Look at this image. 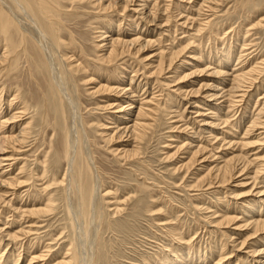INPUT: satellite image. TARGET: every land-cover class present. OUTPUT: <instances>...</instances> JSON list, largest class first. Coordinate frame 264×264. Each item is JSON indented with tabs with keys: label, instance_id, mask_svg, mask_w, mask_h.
Instances as JSON below:
<instances>
[{
	"label": "rangeland",
	"instance_id": "obj_1",
	"mask_svg": "<svg viewBox=\"0 0 264 264\" xmlns=\"http://www.w3.org/2000/svg\"><path fill=\"white\" fill-rule=\"evenodd\" d=\"M152 1L154 0H148V4ZM219 1L220 3L216 1L213 3H204L203 6H200L202 2L201 0H158V2L161 4L160 6L162 8L164 7L163 11H161L160 15L158 16L159 22L157 21L156 23L148 25H145L144 21L140 19V16H135V14L130 11L132 9H129L128 11H126V14L123 13L122 15L115 12L112 15L111 13H109L100 16L96 8H90V6L88 5L89 3H85L84 8L73 9L70 7L71 4L69 1H63L66 8H63L62 10L69 11V14L66 15V17L62 16L61 18L63 20L65 28H59L60 37L63 36L69 38V36H71L73 39H75V43L72 46V49L68 51V56L72 55V59H69L70 63L73 62L71 63V68H76L81 62V66L83 65L86 69L85 71L78 70L79 72L73 71V73L69 71L67 72L68 69L64 71L66 74L67 89L70 93L72 92V97L78 104L76 108L77 116L81 117L79 119V122H77L75 126V130L73 129L74 126L71 113L69 109H67V105H65V103L61 101L60 96L55 89L54 83L51 81V74L47 70L43 54L36 49L37 43L31 39V36L25 35V47L28 46L29 48L25 52L21 49L17 52V55L12 62V68L9 74L7 75L6 69L4 70L3 68L4 66H0V98L3 97L0 100V121L4 122L12 113L16 111L14 110L15 108H21V105H26L27 110L24 113V117L21 118L22 121H20V123L18 122L15 125L7 124L6 128L10 129L14 126V133H17V129L19 131V128H22L23 126H25V123L29 122V126H27L28 134L26 135V138L24 140V145L19 148V150H17V148L15 149V151H11V149L8 150V156L9 158L12 156V161L10 160V163L7 162L6 164H4L0 171V181H9L12 183V186L10 187L8 186L0 188V198H2L0 199V234L2 235H0V258L2 259H0V264H59L62 260L67 261L71 257V252H68V250L73 246V244L77 249L78 264H84V262L85 264H147V262L152 264L156 262V264H159V262H157V259L161 256V254L166 253V256L169 257L170 254L167 252L169 251V249L172 248V250L174 251H181V249L183 250V248H185V245L183 244H187L188 240L190 242L188 244L192 248L190 251L186 250L187 252L185 251L184 254H187L188 252L193 253V251L198 250L200 252H198L197 257L202 255L204 257L205 253L206 260L203 264H215L219 260L220 253L221 256L223 254V256L225 257V261L224 259H222L223 261L221 260L222 262L219 261L217 264H257V258L250 253L252 250V245L259 241L258 236L260 233L255 234L256 237L254 234H251V232L253 233V230L250 229L252 227L249 224L251 223V220L253 221L257 219V221H262L264 219V192H262L264 191V189H262L264 188V183L262 185V182H264V172H262V170H264V166L263 169H261V171L259 172L260 174L257 175L256 180H260V182L255 181L256 188L252 185V181L249 180L254 175L253 170L262 168L259 166L263 165L262 162L264 163V160H261L260 162L261 157V159H264V114H262L261 116V120L263 121H259L261 125L251 130V132H249L250 136L249 134H246V131L244 130L247 126L249 127V120L255 114V109L261 108V104H264V0ZM8 5L10 9L15 13L13 6H11L10 4ZM138 17L140 18L138 19ZM123 18L125 21L123 20ZM127 19L128 21H126ZM106 20L109 21V23H106ZM181 20L185 25L181 22ZM22 24L25 25L24 21H22ZM156 24H159V26H157ZM43 26L46 31L47 29H51L49 25H47V23H43ZM160 29H162L163 31ZM172 29L174 30L172 31ZM197 30L200 31V33H198ZM48 33V37L51 43L57 46V41L55 40L54 34L52 32ZM10 35H12V42L17 44L18 37L16 36V33L9 31L7 33V36L9 37ZM242 35H244V37H240ZM33 36L35 38L34 32ZM105 36L106 40L108 41L110 39L113 40L116 37H122L121 39H123L124 41H131L133 40V38H139L140 42L146 40L150 41L153 45H151L150 48L141 51L139 54L134 55V57L132 55L124 54L121 58H118L116 60L117 62H112L111 64L107 65L108 67L105 64V67L104 64L101 65L97 60L100 55H103V52L99 53V51L96 49V46L100 42L99 40H101V38ZM2 38L3 36L0 34V54H2V52L4 51V48L2 47L5 45ZM186 38H188V40H186ZM227 40L229 42H227ZM226 45L228 46V49L225 48ZM234 45L238 47H235ZM242 45L244 46L242 47ZM81 47L84 49V54L80 57L79 53ZM230 47L232 51L230 50L229 55L224 54L223 56L225 57V59H223L224 57L220 58L219 56L221 54L218 52L225 53L229 50ZM216 48H218V51L216 50ZM239 49L241 51H239ZM62 51L65 52V48L60 46L59 49L54 53L52 59H59V55ZM135 51L136 50H134L133 53H135ZM165 52L179 53V58L177 57L171 63V66L168 70L166 69L168 65L167 63L164 67L165 72L163 71V73L156 74L155 69L158 65L157 58L159 59V57L165 56V61H167L168 59L169 54L167 53L166 55ZM193 55H196L197 57L195 56L194 60L189 59V57H192ZM199 55L200 57H198ZM207 55L208 61H204L207 58ZM124 57L126 60L124 59ZM184 58H186V62H189L190 64L181 67V60ZM201 58H205L203 60L204 62ZM246 59H248V61ZM76 60L78 61L77 63H75ZM239 60H241V62H238ZM121 62L122 64H120ZM205 62H207V66L212 64L210 65L212 67H214L215 63L217 62L219 63V65L220 63L226 62V67L222 71H225L238 63L241 67L238 65L239 67L237 68H242V70L244 71H248L249 68V70L256 69L254 72L255 75L253 74L252 76H256V78H247L248 80L245 82V86L243 85L244 87L242 86L240 88L242 90H239L236 94H234V98H232L235 103L232 99L228 98H219L220 102L218 99L216 101H212L213 98L210 99L206 96V93L210 92H208L205 87L201 88L205 91L200 90V95L195 96L189 92L198 90L203 85L211 86L213 84L214 87L217 88L218 86V89L222 87L223 90L229 88V77H227V81H223L221 77H213L212 71L215 67L212 68L209 66V68L205 66ZM257 63L259 64L258 66ZM178 65L182 70L176 67ZM143 66H145L146 68ZM152 66L154 68H152ZM195 66L196 68H193ZM200 70H205V72L196 75L191 79H188V81L186 80L180 82L178 79V76L180 77L181 75L186 74L189 71V73H191ZM180 71L183 72V74H181ZM257 72L259 73L256 74ZM103 73L105 74V76L103 75ZM119 76L122 78H120ZM129 78L132 80L130 81ZM260 79L262 81H260ZM217 80L218 82L220 80V83L221 81L223 83L220 84L217 82ZM250 80H252L251 83ZM110 81L112 82L110 83ZM104 84L106 85V87ZM213 85L211 87H213ZM98 86H102L103 88H107L108 86V88L111 89L112 92L103 93L100 90L102 87L99 88ZM16 90L19 91L20 98L16 100L17 102L14 103L16 106L14 105L12 106V108L9 107V102ZM253 90L255 91L254 93L256 95L253 93ZM99 91L103 94L99 93ZM185 92H188V96H184ZM243 94L245 95V102L242 103L239 102V97ZM201 95L202 98L199 97ZM47 97H49L48 100ZM50 97L52 98V100ZM129 97L131 98L132 102H129ZM56 98L59 101L56 100ZM48 101H50L51 104ZM259 101L261 102L259 103ZM126 102L129 104L131 103V106H129V104L127 106ZM254 102H257L256 108H254L253 106ZM244 103H248V105H246L247 109L245 108ZM48 104L50 107L48 106ZM56 104L58 106L60 105V107H56ZM120 105L123 107V110L119 114L118 112L120 110ZM194 105L196 106L195 108ZM219 105L220 107H218ZM241 105H243V107ZM130 107L131 109L129 110ZM140 107H142L143 112L148 114V116H146L144 120L141 121H146V123L148 121V124H151V127L148 129L149 131H146V135L141 140L136 141L131 137H121L120 139L118 135L114 133L116 132V126L117 128H121L120 126H122L123 128L126 125V127H128L134 124V122H137L139 119L136 117V111ZM64 108H66V110ZM242 108L245 110H243ZM114 109L119 110L115 111ZM144 109H146L147 111ZM251 109L252 114L250 112ZM226 110L233 111L226 112ZM58 111H63L64 116L59 117V113H57ZM150 111H155V113L153 112L154 114H152ZM174 111L178 112V114L181 113V118H178ZM205 111L208 112L205 113ZM213 111L216 113H214ZM195 112L196 115L194 114ZM247 112L249 113L247 114ZM6 115H8V117ZM118 115L121 116L118 117ZM211 115L213 118H211ZM214 116H221V118H223L221 119V121L216 122V124H219V126L215 127L217 130L213 129L210 134H207V132L203 130L207 128L209 129V126L211 127V124H213V122L215 121ZM226 116L228 117L229 122L227 121ZM204 117H207V120ZM246 117L249 120H247ZM119 118H121V123L119 122ZM149 118H153V121ZM223 119H225L228 124H222L221 122L224 121ZM122 120L123 122L124 120L127 122H124V124ZM192 120L196 123L192 122ZM59 122H61V124ZM63 122L64 124L62 125ZM185 124H188V127ZM61 125L62 129L64 126L63 131L61 127H59ZM232 125L236 128H234ZM107 127L110 128L108 129ZM68 128L73 134V138L76 142L75 155L72 157L74 161H72V164L70 166L71 169H69L70 167L67 166V161L63 156L64 143L62 145V142H64V132L68 130ZM232 128L235 130H232ZM60 130L62 132H60ZM112 130H114V132ZM201 130L203 131V135H201ZM227 130H230L228 131V133H231L228 134ZM259 132L262 135L259 134ZM80 133L82 135H80ZM192 134L196 135L193 136ZM190 136L193 138H190ZM205 138L208 139V142L212 143H205L207 142ZM213 139L215 141H213ZM222 139H225V141H223ZM257 139H261L259 140V143L256 142ZM184 140L187 141L184 142ZM201 140L202 142H200ZM220 140L223 141L222 144ZM229 140L232 141L230 142ZM242 140L245 141L243 142ZM235 141L236 143L238 141V143L236 144ZM246 141L249 142V144H253L249 147V144ZM197 143H204L205 145H200L203 147H208L206 148V150L209 149L207 152H216L215 154H212H214V157L217 158H213L209 161H206L205 163H202L200 167L194 166V169L197 167L195 170L192 168L189 172H185L186 169L183 168V165L187 163L190 157V155L187 154L189 152L187 148H189L190 146L192 148V146L194 147L195 145H197ZM231 143L234 146H232ZM239 143H241V145ZM134 144L137 145L136 148ZM217 144L218 146H220L218 147V150L216 148ZM182 145H186L182 149L183 151L185 150V153L182 150L175 152L177 151V149L183 147ZM235 145L239 147H235ZM111 147L114 150L111 149ZM223 147H225L227 151H224ZM246 147L247 149H245ZM114 151L116 153H114L113 155ZM130 151H135L136 156H130L132 154ZM220 151H223V153H220ZM224 154L226 156H224ZM239 154L241 160L243 157L242 155H244V163H246V160H248V163L250 162L249 164H251L249 165L250 168L248 167V173L244 172L242 174L243 176L240 174V177H236L232 180V182L230 181L229 183L224 185L214 184L213 181L210 183L209 178H205L204 182L203 178L210 166L212 167L213 165H215L217 161L220 164V162L224 161L225 158L230 159L231 157H238ZM87 155L91 157V160L93 162V164L89 165L91 172L94 171V173L99 176L101 188V192L99 191V196L96 199V205L98 206L99 211H101L99 213L102 215L100 216L99 214L97 216L98 218L94 217V223H92V219L88 221V218L86 216L83 217L82 214H79L80 212L76 215V222L72 221V216L70 214L73 210H76L75 212H78V210L80 211V207L78 206L79 198L87 199V197L91 195V192L88 191L90 180L89 174L87 173L88 165L85 161L87 160ZM255 155L257 156L254 157ZM130 157L133 158L130 159ZM258 157L260 158L258 159ZM220 158L223 159L221 160ZM253 158L255 160L257 158V161H255ZM252 159L254 164L252 163ZM256 162H259V165ZM9 164L10 167H7ZM178 166H180V170ZM255 166L258 168H256ZM8 168L10 171L8 170ZM3 169L5 170V173L3 172ZM191 171L193 173H191ZM1 172H3V174ZM194 177L195 179H197L195 180ZM197 181L202 182H200V184ZM161 182H163L164 184ZM242 183H245V185H243ZM151 184H153V186ZM212 184L213 186H211ZM257 184H260V186H258ZM194 185H196V187H194ZM250 186L251 188L253 186V188L251 189ZM164 188L167 190H165ZM192 188L194 189V191H192ZM81 189L83 190V193L79 194V191ZM247 191L249 192V194H247ZM259 191L262 193H258ZM106 192H108L110 195H105ZM235 195H237V197ZM254 198L256 204L259 201V207L258 205L253 203ZM143 199L145 201H143ZM260 203L262 204V206H260ZM111 204H117V209H119L120 212L114 214V207ZM246 204L249 207H246ZM149 207L150 210L148 209ZM256 207L259 210H257L258 212L256 211ZM245 208H247L248 211ZM250 208H254L255 210ZM151 210L152 212H147ZM250 210L254 211L252 212ZM260 212L263 214H261ZM39 213L41 214V216ZM79 215L81 217H79ZM220 217H222V219L224 218L234 220L232 221L233 223L229 222L227 225L223 223L218 226L221 220H219ZM246 218L249 219L248 223H246L248 220H246ZM242 222L243 224H241ZM166 225L169 228H167ZM24 226L27 229H25ZM175 229V234L178 236H175V234H171ZM20 230L22 231V233H20ZM24 230L27 232L24 233ZM162 230H164V232ZM167 231L169 232V234L166 233L168 236L165 234V232ZM8 232L10 233V235L14 234L17 236L15 241L11 242L10 240H8ZM23 233L25 236L23 235ZM174 237L176 239H174ZM178 237L182 239H179L178 241ZM226 239H229L230 241H226ZM209 240H211L210 242L212 243H210ZM221 241L222 243L225 241L224 243L227 244L225 245L223 250H220ZM244 241L246 244L244 243ZM262 242L264 243V239ZM241 243L244 244L240 246L239 244ZM209 244L213 246L211 247ZM213 249H215L216 251ZM174 251L172 252L173 254L176 253ZM224 254H227L226 256L228 257H226ZM197 257L196 254L194 256H191V260H193L190 262L196 264ZM252 257H254V259ZM80 258L81 260L83 259V262L79 260ZM209 258H211L212 261ZM89 259L91 260V262L89 261ZM197 264H199V261H197ZM200 264H202V262Z\"/></svg>",
	"mask_w": 264,
	"mask_h": 264
},
{
	"label": "bare ground",
	"instance_id": "obj_2",
	"mask_svg": "<svg viewBox=\"0 0 264 264\" xmlns=\"http://www.w3.org/2000/svg\"><path fill=\"white\" fill-rule=\"evenodd\" d=\"M63 1H69L70 2V7L71 8H73V9H77V8H84L85 7V3H89L88 5L90 6V8L92 7V8H96V10L98 11V13H99V15L100 16H102V15H105V14H109V13H111V15L112 14H114L115 12H117V13H120L121 15L124 13V14H126V11H128L129 9H132V10H130L132 13H134L135 14V16L137 15V16H140V17H138V19L140 18V19H142L143 21H144V23H145V25H148V24H153V23H156L157 21L159 22V19H158V16L160 15V12L161 11H163V8L160 6L161 4L158 2V0H154V1H152L151 3H149L148 4V0H0V34L3 36V41H4V43H5V45L2 47V48H4V51L2 52V54H0V66H4L3 68H4V70L6 69V73H7V75L9 74V72L11 71V68H12V62L14 61V58L16 57V55H17V52L21 49L22 51H26V50H28V46H26L25 47V41H26V39H25V35H29V36H31V39L32 40H34L36 43H37V47H36V49L38 50V51H40L42 54H43V56H44V58H45V65H46V67H47V70L49 71V73L51 74V81L54 83V86H55V89H56V91H57V93H58V95L60 96V99H61V101H63L64 103H65V105H67V109H69V111H70V113H71V116H72V119H73V129L75 130V126H76V124H77V122H79V119L81 118V117H79V116H77V113H76V108H77V103L74 101V99H73V97H72V92L70 93L69 91H68V89H67V81H66V74H65V72L64 71H66L67 69V72L69 71V72H72L73 73V71H75V72H77L78 70H82V71H85L86 69H85V67L82 65L81 66V62H80V64H78V66L76 67V68H71V66H72V64L71 63H73V62H69V59L72 57V55L71 56H68V51L69 50H71L72 49V46L74 45V43H75V39H73L71 36H69V38L67 37H63V36H61L60 37V32H59V28L60 27H62L63 29L65 28V25H64V23H63V20L61 19L62 18V16H64V17H66V15H68L69 14V11H63L62 9L63 8H66V6L64 5V2ZM202 2H201V4H200V6H203L204 5V3H213V2H216V1H218V3H220V1L219 0H201ZM150 2V1H149ZM8 4H10L11 6H13V9H14V11H15V13L10 9V7H9V5ZM66 4V3H65ZM196 8V7H195ZM194 9V8H193ZM200 9V8H199ZM68 10V9H67ZM165 10V9H164ZM204 10V9H203ZM81 11V10H80ZM79 11V12H80ZM83 11V10H82ZM200 11V10H199ZM85 12V11H84ZM130 12V13H131ZM171 12V11H170ZM74 13H76V12H74ZM173 13V12H172ZM185 13V12H184ZM86 14V13H85ZM98 15V14H97ZM125 16V15H124ZM124 16H122V17H124ZM175 16V15H174ZM198 16V15H197ZM119 17H121V16H119ZM131 17V16H130ZM129 17V18H130ZM176 17V16H175ZM185 17V16H184ZM79 18H81V17H79ZM191 18V17H190ZM107 19H109V18H107ZM185 19V18H184ZM183 19V20H184ZM208 19V18H207ZM123 20H124V18H123ZM22 21H24V23H25V25H23L22 24ZM125 21V20H124ZM126 21H128V19L126 20ZM138 21V20H137ZM176 21V20H175ZM178 21V20H177ZM185 21V20H184ZM194 21V20H193ZM106 23L108 22L109 23V21H105ZM104 22V23H105ZM168 22V21H167ZM166 22V23H167ZM181 22H182V20H181ZM192 22V21H191ZM195 22V21H194ZM263 22V21H262ZM43 23H47V25H49V27L51 28L50 30L49 29H47V31H46V29L44 28V26H43ZM131 23H132V20H131ZM161 23V22H160ZM159 23V24H160ZM163 23H164V21H163ZM178 23V22H177ZM183 23V22H182ZM190 23V22H189ZM201 23V22H200ZM141 24V23H140ZM159 24L157 25V26H159ZM184 24V23H183ZM108 25V24H107ZM138 25H139V22H138ZM137 25V26H138ZM172 25V24H171ZM180 25H182V24H180ZM185 25V24H184ZM187 25H188V22H187ZM191 25V24H190ZM203 25V24H202ZM104 26V25H103ZM161 26H162V24H161ZM163 26H165V25H163ZM170 26V25H169ZM179 26V25H178ZM205 26V25H204ZM263 26V25H262ZM134 27V26H133ZM143 27V26H142ZM188 27V26H187ZM202 27V26H201ZM244 27H246V26H244ZM264 27V26H263ZM96 28V27H95ZM120 28V27H119ZM160 28V27H159ZM170 28V27H169ZM169 28H168V30H169ZM173 28H174V26H173ZM195 28V27H194ZM193 28V29H194ZM197 28V27H196ZM163 29V28H162ZM162 29H160V30H162ZM171 29V28H170ZM188 29H190V28H188ZM205 29V28H204ZM203 29V30H204ZM213 29V28H212ZM215 29V28H214ZM34 32V35H35V38H34V36H33V32ZM147 30V29H146ZM164 30V29H163ZM162 30V31H163ZM174 29H172V31H173ZM196 30V29H195ZM211 30V29H210ZM244 30V29H243ZM242 30V31H243ZM246 30V29H245ZM15 32L16 33V36L18 37V43L16 44V43H13L12 42V35H10L9 37L7 36V33L8 32ZM171 31V30H170ZM169 31V32H170ZM176 31V30H175ZM189 31V30H188ZM192 31V30H191ZM241 31V32H242ZM48 32H52L53 34H54V37H55V40L57 41L56 42V44H57V46L56 45H53L52 43H51V41L49 40V37H48ZM160 32V31H159ZM167 32V31H166ZM177 32V31H176ZM190 32V31H189ZM193 32V31H192ZM197 32L198 33H200V31H198L197 30ZM196 32V33H197ZM216 32V31H215ZM245 32V31H244ZM243 32V33H244ZM114 33V32H113ZM119 33V32H118ZM172 33V32H171ZM185 33V32H184ZM240 33V32H239ZM247 33V32H246ZM157 34V33H156ZM165 34V33H164ZM163 34V35H164ZM173 34V33H172ZM181 34H183V33H181ZM186 34V33H185ZM189 34V33H188ZM187 34V35H188ZM194 34V33H193ZM207 34H208V32H207ZM211 34V33H210ZM223 34V33H222ZM106 35V34H105ZM174 35V34H173ZM180 35V34H179ZM215 35V34H214ZM218 35V34H217ZM216 35V36H217ZM241 35V34H240ZM103 36V35H102ZM115 36V35H114ZM167 36V35H166ZM189 36V35H188ZM188 36H186V37H188ZM192 36V35H191ZM219 36V35H218ZM217 36V37H218ZM204 37H206V36H204ZM208 37V36H207ZM231 37V36H230ZM240 37H244V35H242V36H240ZM16 38V37H15ZM122 38V37H121ZM121 38H119V37H116L115 39H113V40H106V36L105 37H103V38H101V40H99L100 42H99V44L96 46V49L99 51V53H101V52H103V55H100L99 57H98V62L101 64V65H103L104 64V66H105V64H106V66L107 65H109V64H111L112 62H114V61H116L118 58H121L124 54H127V55H132L133 57H134V55H136V54H139L141 51H143V50H145V49H147V48H150L151 47V45H153L150 41H141L140 42V40H139V38H133V40H129V41H124L123 39H121ZM168 38V37H167ZM185 38V37H184ZM190 38V37H189ZM215 38V37H214ZM247 38V37H246ZM182 39V38H181ZM196 39V38H195ZM206 39V38H205ZM208 39V38H207ZM212 39V38H211ZM210 39V40H211ZM216 39V38H215ZM220 39V38H219ZM230 39V38H229ZM186 40H188V38H186ZM209 40V39H208ZM208 40H207V42H208ZM218 40V39H217ZM184 41V40H183ZM195 41V40H194ZM200 41V40H199ZM223 41V40H222ZM240 41H242V40H240ZM107 42V43H106ZM204 42V41H203ZM224 42V41H223ZM227 42H229L228 40H227ZM226 42V43H227ZM247 42H248V40H247ZM249 42H251V41H249ZM3 43V42H2ZM189 43H190V39H189ZM194 43V42H193ZM192 43V44H193ZM196 43V42H195ZM225 43V44H226ZM234 43V42H233ZM241 43V42H240ZM243 43V42H242ZM198 44V43H197ZM215 44V43H214ZM213 44V45H214ZM245 44V43H244ZM3 45V44H2ZM184 45V44H183ZM196 45V44H195ZM199 45V44H198ZM217 45V44H216ZM219 45V44H218ZM229 45V44H228ZM231 45V44H230ZM48 46V47H47ZM63 47V48H65V52H61L60 53V55H59V59H56V60H53L52 59V57L54 56V53L59 49V47ZM225 46V45H224ZM235 47H238V46H236V45H234ZM241 46V45H240ZM239 46V47H240ZM244 45H242V47H243ZM183 47H185V46H183ZM186 47H187V45H186ZM198 47V46H197ZM217 47H219V46H217ZM228 46L226 45V47L225 48H227ZM246 47V46H245ZM137 48V49H136ZM213 48V47H212ZM241 48V47H240ZM183 49V48H182ZM215 49V48H214ZM218 48H216V50H217ZM228 49V48H227ZM242 49V48H241ZM244 49V48H243ZM134 50H136L135 51V53H133V51ZM168 50V49H167ZM198 50V49H197ZM203 50V49H202ZM230 50H231V47L229 48V50L227 51V52H225V53H223V52H218V53H220L221 55L219 56L220 58H222V57H224L223 55L225 54H227V55H229V53H230ZM180 51V50H179ZM218 51V50H217ZM221 51V50H220ZM232 51V50H231ZM234 51H235V49H234ZM233 51V52H234ZM239 51H241L240 49H239ZM171 52V51H170ZM188 52V51H187ZM192 52V51H191ZM194 52H196V51H194ZM199 52V51H198ZM207 52V51H206ZM215 52V51H214ZM232 52V53H233ZM245 52H246V49H245ZM105 53V54H104ZM168 53V52H167ZM167 53L165 52V54L167 55ZM182 53V52H181ZM180 53V54H181ZM186 53V52H185ZM241 53H244V52H241ZM72 54H73V52H72ZM84 54V49L81 47V50H80V53H79V55H80V57L82 56ZM86 54V53H85ZM157 54V53H156ZM159 54V53H158ZM161 54V53H160ZM169 54V56H168V59H167V61H165L166 59L164 58L165 56H161V57H159V59L157 58V61H158V65H157V67H156V69H155V73L156 74H160V73H163V71L165 72V65L168 63V65H167V67H166V69L168 70L169 69V67L171 66V63L178 57V55H179V53H168ZM194 54H196V53H194ZM200 54V53H199ZM208 54V53H207ZM210 54V53H209ZM216 54V53H215ZM234 54V53H233ZM239 54V53H238ZM237 54V55H238ZM251 54V53H250ZM185 55V54H184ZM212 55H213V53H212ZM211 55V56H212ZM240 55V54H239ZM244 55V54H243ZM247 55V54H246ZM68 56V57H67ZM154 56V55H153ZM181 56V55H180ZM195 56L196 55H193L192 57H189V59H192V60H194L195 59ZM233 56V55H232ZM156 57V56H155ZM187 57V56H186ZM197 57V56H196ZM198 57H200V55L198 56ZM206 57V56H205ZM244 57V56H243ZM250 57V56H249ZM150 58V57H149ZM179 58V57H178ZM72 59V58H71ZM124 59H125V57H124ZM123 59V60H124ZM145 59V58H144ZM148 59V58H147ZM181 59V58H180ZM188 59V60H189ZM202 59V58H201ZM205 59V58H204ZM204 59H202V61L204 60ZM216 59V58H215ZM223 59H225V57L223 58ZM243 59V58H242ZM74 60H75V58H74ZM73 60V61H74ZM82 60V59H81ZM126 60V59H125ZM146 60V59H145ZM191 60V61H192ZM208 61V55H207V58L204 60V61ZM238 60V59H237ZM247 61H248V59H246ZM256 60V59H255ZM255 60H254V62H255ZM262 60V59H261ZM120 61V60H119ZM182 61V64H181V67H183L184 65H189L190 63L189 62H186L187 61V59L186 58H184V59H182L181 60ZM196 61V60H195ZM198 61V60H197ZM203 61V62H204ZM224 61V60H223ZM263 61V60H262ZM78 61L76 60V62L75 63H77ZM117 62V61H116ZM215 62V61H214ZM213 62V63H214ZM226 62H227V60H226ZM225 62V63H226ZM235 62H237V61H235ZM238 62H241V60H239ZM256 62H258V61H256ZM87 63V62H86ZM96 63V62H95ZM98 63V64H99ZM119 63V62H118ZM156 63V62H155ZM154 63V64H155ZM225 63H220V65H219V63L217 62V63H215V65H214V67H212V66H210V65H212V64H210V65H208L207 66V62H205V66H207V67H212V68H214L213 69V71H212V75H213V77H221V79L223 80V81H227V77H229V79H228V83H229V88L228 89H226V90H223V88L221 87L220 89H218V86H217V88L216 87H214V85H213V87H211L210 85H203L202 87H200L198 90H194V91H192V92H189V93H191V94H193V95H200V90H204V89H201V88H203V87H205L206 88V90H208V92H210V93H206V96L207 97H209L210 99L211 98H213V100L212 101H216L217 99L219 100V98H223V99H225V98H228V99H232V98H234V94H236L239 90H242V89H240L244 84H245V82L248 80L247 78L248 77H252L253 76V74H254V72H255V70L256 69H251V70H249L248 69V71H244V70H242V68H240V69H238L237 67H239L240 65L238 64V63H236V65L235 66H232V67H230L229 69H227V70H225V71H222L225 67H226V64ZM245 63V62H244ZM120 64H122V62L120 63ZM142 64V63H141ZM149 64V63H148ZM148 64H146V65H148ZM153 64V65H154ZM193 64V63H192ZM204 64V63H203ZM209 64V63H208ZM229 64V63H228ZM143 65V64H142ZM150 65V64H149ZM200 65H202V64H200ZM239 65V66H238ZM252 65V64H251ZM259 64L257 63V66H258ZM105 66V67H106ZM117 66V65H116ZM246 66V65H245ZM37 67V66H36ZM88 67V66H87ZM100 67V66H99ZM103 67V66H102ZM108 67V66H107ZM143 67H145V66H143ZM151 67V66H150ZM176 67H178V69H180V66L178 65V66H176ZM209 67V68H210ZM241 67V66H240ZM249 67H250V65H249ZM260 67V66H259ZM262 67V66H261ZM101 68V67H100ZM110 68V67H109ZM126 68V67H125ZM124 68V69H125ZM130 68V67H129ZM146 68V67H145ZM152 68H154L153 66H152ZM193 68H196V66L195 67H193ZM245 68V67H244ZM252 68V67H251ZM254 68V67H253ZM123 69V70H124ZM258 69H261V68H258ZM104 70V69H103ZM175 70V69H174ZM180 70H182V69H180ZM187 70H189V69H187ZM247 70V69H246ZM88 71V70H87ZM113 71V70H112ZM116 71V70H115ZM209 71H211V70H209ZM79 72V71H78ZM107 72V71H106ZM136 72V71H135ZM190 72V71H189ZM186 73V74H183V72H181L180 71V73L181 74H183V75H181L180 77L178 76V79H179V81L180 82H183V81H188V79H191V78H193V77H195L196 75H199V74H202V73H204L205 72V70H200V71H195V72H191V73ZM149 73V72H148ZM208 73V72H207ZM259 72H257L256 74H258ZM67 74H69V73H67ZM98 74V73H97ZM114 74V73H113ZM210 74H211V72H210ZM74 75V74H73ZM103 75L105 76V74L103 73ZM115 75V74H114ZM255 75V74H254ZM83 76H85V75H83ZM88 76H89V74H88ZM103 76V77H104ZM107 76V75H106ZM118 76V75H117ZM160 76V75H159ZM69 77V76H68ZM102 77V76H101ZM120 77V76H119ZM118 77V78H119ZM155 77V76H154ZM177 77V76H176ZM255 78H256V76H254ZM254 77H252V78H254ZM258 77V76H257ZM44 78V77H43ZM84 78H86V77H84ZM120 78H122V77H120ZM131 78V77H130ZM129 78V80L131 81L132 79H130ZM249 78V79H250ZM254 78V79H255ZM176 79V78H175ZM253 79V80H254ZM70 80H71V78H70ZM111 80V79H110ZM116 80H118V79H116ZM155 80V79H154ZM83 81H84V79H83ZM103 81V80H102ZM109 81V80H108ZM120 81V80H119ZM159 81V80H158ZM255 81V80H254ZM253 81V82H254ZM260 81H262L261 79H260ZM100 82V81H99ZM104 82V81H103ZM112 81H110V83H111ZM155 82H157V81H155ZM216 82V81H215ZM217 82H218V80H217ZM252 82V80H250V83ZM264 82V81H263ZM52 83V84H53ZM95 83H98V82H95ZM109 83V84H110ZM218 83H220V80H219V82ZM223 82L221 81V83L220 84H222ZM249 83V84H250ZM260 83V82H259ZM262 83V82H261ZM36 84V83H35ZM90 84H91V82H90ZM97 85H99V84H97ZM105 85V84H104ZM130 85V84H129ZM225 85V84H224ZM223 85V86H224ZM251 85V84H250ZM103 86V85H102ZM102 86H100V87H102ZM245 86V85H244ZM243 86V87H244ZM247 86V85H246ZM255 86V85H254ZM49 87V86H48ZM99 87V86H98ZM99 87V88H100ZM105 87H106V85H105ZM249 87V86H248ZM256 87V86H255ZM46 88V87H45ZM54 88V87H53ZM95 88H96V86H95ZM94 88V89H95ZM98 88V89H99ZM112 88V87H111ZM119 88V87H118ZM163 88V87H162ZM97 89V90H98ZM123 89V88H122ZM128 89H130V88H128ZM182 89V88H181ZM247 89V88H246ZM96 90V89H95ZM103 93L104 92H108V93H110V92H112V90L111 89H109L108 88V86H107V88H101L100 89ZM125 90V89H124ZM145 90V89H144ZM250 90V89H249ZM255 90H257V89H255ZM53 91V90H52ZM130 91V90H129ZM205 91V90H204ZM245 91V90H244ZM244 91H242V92H244ZM252 91V90H251ZM88 92V91H87ZM102 92H100L99 91V93H102ZM114 92V91H113ZM132 92V91H131ZM241 92V91H240ZM255 91L253 90V93H254ZM56 93V92H55ZM54 93V94H55ZM102 93V94H103ZM134 93V92H133ZM137 93V92H136ZM188 93V92H187ZM187 93L185 92L184 94V96H188L187 95ZM249 93V92H248ZM23 94V93H22ZM95 94V93H94ZM96 94H97V92H96ZM115 94V93H114ZM126 94V93H125ZM130 94V93H129ZM208 94H210V95H208ZM255 94V93H254ZM50 95V94H49ZM52 95V94H51ZM57 95V94H56ZM110 95V94H109ZM117 95V94H116ZM119 95V94H118ZM202 95H204V94H202ZM202 95L201 96H199V97H201L202 98ZM250 95V94H249ZM256 95V94H255ZM23 96V95H22ZM55 96V95H54ZM113 96V95H112ZM121 96V95H120ZM133 96V95H132ZM136 96V95H135ZM183 96V95H182ZM190 96V95H189ZM206 96H204V97H206ZM236 96V95H235ZM262 96V95H261ZM11 97V96H10ZM52 97V96H51ZM50 97V98H51ZM167 97H168V94H167ZM255 97V96H254ZM1 98H3V97H1ZM1 98H0V100H1ZM12 99L10 100V102H9V107H12V106H14L15 104L14 103H16L17 101V99L18 98H20V93H19V91L18 90H16L15 91V93H14V95H13V97H11ZM48 98L49 97H47V100H48ZM53 98V97H52ZM52 98H51V100H52ZM117 98V97H116ZM121 98V97H120ZM166 98V97H165ZM238 98V97H237ZM244 98H245V95L243 94L242 96H240L239 97V102H245V100H244ZM249 98V97H248ZM253 98V97H252ZM8 99V98H7ZM115 99V98H114ZM126 99V98H125ZM129 99V102H132L131 101V98L129 97L128 98ZM134 99V98H133ZM164 99V98H163ZM170 99V98H169ZM177 99V98H176ZM247 99V98H246ZM250 99V98H249ZM248 99V100H249ZM44 100V99H43ZM46 100V101H47ZM56 100H58L57 98H56ZM109 100V99H108ZM122 100V99H121ZM204 100V99H203ZM206 100V99H205ZM207 100H209V99H207ZM233 100V99H232ZM236 100V99H235ZM59 101V100H58ZM135 101V100H134ZM150 101V100H149ZM175 101V100H174ZM226 101V100H225ZM254 101V100H253ZM256 101V100H255ZM262 101V100H261ZM261 101H259V103L261 102ZM7 102V101H6ZM44 102V101H43ZM49 103H50V101H48ZM53 102V101H52ZM125 102V101H124ZM195 102H197V101H195ZM219 102H220V100H219ZM227 102V101H226ZM232 102V101H231ZM233 102L235 103V101L233 100ZM250 102V101H249ZM59 103V102H58ZM110 103V102H109ZM127 103V102H126ZM134 103V102H133ZM143 103V102H142ZM141 103V104H142ZM153 103V102H152ZM155 103V102H154ZM168 103V102H167ZM193 103V102H192ZM209 103V102H208ZM1 104V103H0ZM18 104V103H17ZM51 104V103H50ZM60 104V103H59ZM114 104V103H113ZM119 104V103H118ZM128 104L129 103H127V106H128ZM145 104V103H144ZM175 104V103H174ZM210 104H213V103H210ZM209 104V105H210ZM226 104V103H225ZM245 104V108H246V105H248V103H244ZM251 104V103H250ZM249 104V105H250ZM57 105V104H56ZM55 105V106H56ZM64 105V104H63ZM161 105V104H160ZM159 105V106H160ZM262 105V106H261ZM261 105H259V106H261V108H259V109H257L256 108V106H257V102H254V104H253V106H254V108H256L255 109V111H254V115L250 118V120L247 118V120H249V127L247 128H245V130L244 131H246V134H249V132H251V130H253L254 128H256L257 126H259V125H261L260 123H259V121L261 120V116H262V114H264L263 113V111H264V104H261ZM16 106V105H15ZM18 106V105H17ZM19 106H20V103H19ZM22 107L21 108H15L14 110H16L14 113H12L9 117H8V115H6L8 118L4 121V122H1L0 121V171H1V169H2V167L4 166V164H6L7 162H9L10 160L12 161V159H11V157L9 158V152H8V150L9 149H11V151H15V149L17 148V150H19V148H21L23 145H24V140H25V138H26V135L28 134V129H27V126H29V122L28 123H25V126H23L22 128H19V131H18V129H17V133L15 132L14 133V126L12 127V128H6V126H7V124H9V125H15V124H17L18 122L20 123V121H22L21 120V118H23L24 117V113L26 112V110H27V108H26V105H21ZM48 106H49V104H48ZM103 106H104V104H103ZM109 106V105H108ZM111 106V105H110ZM114 106V105H113ZM112 106V107H113ZM129 106H131V103L129 104ZM151 106V105H150ZM191 106V105H190ZM216 106V105H215ZM222 106V105H221ZM230 106H232V105H230ZM242 107H243V105H241ZM258 106V107H259ZM8 107V108H9ZM50 107V106H49ZM53 107H54V104H53ZM56 107H60V105L58 106H56ZM79 107V106H78ZM153 107V106H152ZM156 107H157V104H156ZM196 106L194 105V108H195ZM211 107V106H210ZM218 107H220V105L218 106ZM225 107V106H224ZM7 108V109H8ZM13 108V107H12ZM81 108V107H80ZM103 108H105V107H103ZM106 108H108V107H106ZM123 107L120 105L119 106V109H117V110H119V114L122 112V109ZM133 108V107H132ZM141 108V109H140ZM140 108H138L137 109V111H136V117L140 120H138L137 122H134V124H132L131 126H128V127H123L122 128V126H120L121 128H117V126H116V132H114V130H112L116 135H118V137L121 139V137H131V138H133V139H135L136 141L137 140H141L145 135H146V131L151 127L149 124H148V121H147V123H146V121L145 122H142L141 120H144V118L146 117V116H148V114H146L145 112H143V110H142V107H140ZM144 108V107H143ZM149 108H151V107H149ZM155 108V107H154ZM167 108V107H166ZM249 108H251V107H249ZM253 108V107H252ZM60 109V108H59ZM65 110H66V108H64ZM102 109V108H101ZM110 109V108H109ZM112 109V108H111ZM131 109V107L129 108V110ZM208 109V108H207ZM219 109V108H218ZM222 109V108H221ZM221 109H220V111H221ZM232 109V108H231ZM243 109V108H242ZM247 109V108H246ZM57 110V109H56ZM81 110V109H80ZM105 110H107V109H105ZM115 110V109H114ZM117 110H115V111H117ZM144 110H146V109H144ZM152 110H154V109H152ZM156 110H157V108H156ZM159 110H160V108H159ZM243 110H245V109H243ZM12 111V110H11ZM54 111V110H53ZM59 111H61V110H59ZM57 112V113H59V117L60 116H64V113H63V111L62 112ZM128 111V110H127ZM147 111V110H146ZM180 111V110H179ZM208 111H210V110H208ZM208 111H205V113L206 112H208ZM228 110H226V112H227ZM231 111H233V110H231ZM231 111H228V112H231ZM247 111V110H246ZM2 112V111H1ZM67 112V111H66ZM82 112V111H81ZM80 112V113H81ZM152 114H154L155 113V111H150ZM175 112V111H174ZM197 112V111H196ZM196 112L194 113L195 115H196ZM214 112V111H213ZM245 112V111H244ZM251 114H252V109H251ZM60 113H61V115H60ZM125 113H127V112H125ZM148 113V112H147ZM150 113V114H151ZM176 113V115H177V117L178 118H181V116H182V114L180 113V114H178V112H175ZM199 113V112H198ZM212 113V112H211ZM214 113H216V112H214ZM224 113H225V111H224ZM235 113V112H234ZM233 113V114H234ZM243 113V112H242ZM249 112H247V114H248ZM117 114V113H116ZM173 114V113H172ZM213 114V113H212ZM246 114V113H245ZM244 114V115H245ZM44 115V114H43ZM122 115V114H121ZM120 115V116H121ZM199 115V114H198ZM217 115H219V114H217ZM115 116V115H114ZM119 115H118V117H120ZM135 116V115H134ZM154 116V115H153ZM206 116V115H205ZM209 116H210V113H209ZM58 117V118H59ZM125 117V116H124ZM130 117V116H129ZM128 117V118H129ZM156 117V116H155ZM174 117H175V115H174ZM225 117V116H224ZM227 117V116H226ZM231 117V116H230ZM58 118H57V120H58ZM126 118V117H125ZM204 118H206V120H207V117H204ZM204 118H203V121H204ZM210 118V117H209ZM211 118H213L212 117V115H211ZM223 118V117H222ZM221 116H214V119H215V123L213 122V124H211V127L209 126V129L207 128V129H204L203 131H206L207 132V134H210L211 133V131L213 130V129H216L215 127H217V126H219V124L217 125L216 124V122H219V121H221ZM41 119V118H40ZM61 119V118H60ZM60 119H59V121H60ZM117 119V118H116ZM120 120H119V122L121 121V118H119ZM124 119V118H123ZM134 119V118H133ZM132 119V120H133ZM150 119V118H149ZM153 119V118H152ZM152 119H150V120H152ZM196 119V118H195ZM69 120H71V119H69ZM128 120V119H127ZM131 120V121H132ZM136 120V119H135ZM148 120V119H147ZM212 120V119H211ZM224 121H222L221 123L222 124H228V117H227V121L225 120V119H223ZM62 121V120H61ZM63 121H64V118H63ZM117 121V120H116ZM134 121V120H133ZM153 121V120H152ZM239 121V120H238ZM241 121H242V119H241ZM261 121H263V120H261ZM26 122V121H25ZM84 122V121H83ZM112 122H113V120H112ZM122 122H123V120H122ZM124 122H127V121H125L124 120ZM123 122V123H124ZM192 122H195V121H193L192 120ZM200 122V121H199ZM201 122H202V120H201ZM211 122V121H210ZM237 122V121H236ZM240 122V121H239ZM57 123V122H56ZM60 124H61V122H59ZM121 123V122H120ZM133 123V122H132ZM150 123V122H149ZM178 123V122H177ZM176 123V124H177ZM196 123V122H195ZM231 123V122H230ZM229 123V124H230ZM246 123V122H245ZM263 123V122H262ZM59 124V125H60ZM64 124V122L62 123V125ZM79 124V123H78ZM117 124H118V122H117ZM125 124V123H124ZM131 124V123H130ZM201 124V123H200ZM205 124V123H204ZM20 125V124H19ZM24 125V124H23ZM62 125L61 126H59V127H61V129H62ZM69 125V124H68ZM84 125H85V123H84ZM114 125H116V124H114ZM185 125H187V127H188V124H185ZM221 125V124H220ZM237 125V124H236ZM240 125V124H239ZM263 125V124H262ZM58 126V125H57ZM173 126V125H172ZM175 126V125H174ZM180 126V125H179ZM208 126V125H207ZM225 126V125H224ZM228 126V125H227ZM230 126V125H229ZM233 126V125H232ZM20 127V126H19ZM58 127V128H59ZM70 127V126H69ZM103 127V126H102ZM183 127V126H182ZM185 127V126H184ZM206 127V126H205ZM205 127H203V128H205ZM234 127V126H233ZM57 128V129H58ZM108 129L110 128V127H107ZM220 128V127H219ZM218 128V129H219ZM223 128V127H222ZM231 128V127H230ZM234 128H236V127H234ZM6 129H8V130H6ZM63 129H64V126H63ZM63 129H62V131H63ZM103 129V128H102ZM106 129V128H105ZM112 129V128H111ZM110 129V130H111ZM172 129V128H171ZM174 129V128H173ZM179 129V128H178ZM183 129V128H182ZM181 129V130H182ZM185 129V128H184ZM224 129V128H223ZM226 129H227V127H226ZM210 130V131H209ZM217 130V129H216ZM232 130H235V129H233L232 128ZM258 130V129H257ZM16 131V130H15ZM61 130H60V132H62ZM149 131V130H148ZM186 131H188V130H186ZM185 131V132H186ZM203 131L201 130L200 132L202 133L201 135H203ZM228 131H230V130H227V133H228ZM78 132V131H77ZM194 132V131H193ZM196 132V131H195ZM199 132V133H200ZM239 132V131H238ZM253 132V131H252ZM205 133V132H204ZM213 133V132H212ZM227 133H226V135H227ZM231 132H229L228 134H230ZM63 134V133H62ZM64 142H62V145H63V143H64V155L63 154H61V155H63L64 157H65V159H66V161H67V166L68 167H70L71 166V164H72V161H74L73 159H72V157L75 155V140H74V136H73V134L70 132V130H69V128H68V130H66L65 132H64ZM79 134V133H78ZM236 134H237V132H236ZM243 134H244V132H243ZM252 134V133H251ZM259 134H261L260 132H259ZM80 135H82L81 133H80ZM193 136L194 135H196V134H192ZM212 135H214V134H212ZM240 135V134H239ZM262 135V134H261ZM260 135V136H261ZM109 136V135H108ZM111 136V135H110ZM206 136V135H205ZM219 136V135H218ZM230 136V135H229ZM249 136H250V134H249ZM117 137V136H116ZM203 137V136H202ZM214 137V136H213ZM216 137V136H215ZM227 137H228V135H227ZM258 137V136H257ZM264 137V136H263ZM106 138V137H105ZM115 138V137H114ZM190 138H193V137H191L190 136ZM207 138H209V137H207ZM217 138V137H216ZM222 138H224V137H222ZM231 138H233V137H231ZM245 138H246V136H245ZM62 139V138H61ZM60 139V140H61ZM79 139V138H78ZM196 139H197V137H196ZM199 139H201V138H199ZM203 139V138H202ZM206 139V138H205ZM219 139V138H218ZM240 139V138H239ZM109 140H111V139H109ZM192 140V139H191ZM208 139H206V141H207ZM223 140V139H222ZM227 140V139H226ZM248 140V139H247ZM258 140V139H257ZM256 140V142L257 143H259V140H261V139H259L258 141ZM63 141V140H62ZM144 141V140H143ZM185 141H187V140H184V142ZM194 141V140H193ZM210 141H212V140H210ZM213 141H215L214 139H213ZM221 141V140H220ZM219 141V142H220ZM223 141H225V139L223 140ZM223 141H221V144H222V142ZM230 141V140H229ZM232 141V140H231ZM230 141V142H231ZM243 142L245 141V140H242ZM241 141V142H242ZM263 141V140H262ZM262 141H260V142H262ZM110 142V141H109ZM135 142V141H134ZM190 142V141H189ZM200 142H202V140L200 141ZM218 142V141H217ZM234 142V141H233ZM232 142V143H233ZM242 142V143H243ZM247 142V141H246ZM191 143H194V142H191ZM196 143V142H195ZM205 143H212V142H205ZM216 143V142H215ZM226 143V142H225ZM224 143V144H225ZM229 143V142H228ZM231 143V144H232ZM235 143H236V141H235ZM234 143V144H235ZM237 143H238V141H237ZM236 143V144H237ZM248 144H249V142H247ZM138 144V143H137ZM140 144H141V142H140ZM186 144V143H185ZM200 144H202V143H197V145H195L194 147L192 146V148H191V146L189 147V148H187V150L189 151H187L188 153V155H190V157H189V159H188V161H187V163L186 164H184L183 165V168H185L186 169V171L185 172H189L192 168L194 169V166H199L200 167V165L202 164V163H205L206 161H209L210 159H213V158H215L214 156V154L216 153V152H207L208 150H206V148H208V147H203V146H201ZM204 144V143H203ZM202 144V145H203ZM221 144H219V145H221ZM240 145H241V143H239ZM238 144V145H239ZM253 144V143H252ZM252 144H249V147H250V145H252ZM261 144H263V143H261ZM135 145V144H134ZM205 145V144H204ZM207 145V144H206ZM209 145V144H208ZM216 145V144H215ZM228 145V144H227ZM245 145V144H244ZM243 145V146H244ZM169 146V145H168ZM183 146V145H182ZM186 145H184L183 147H181L180 149H177V151H175V152H178L179 150L181 151L184 147H185ZM188 146V145H187ZM229 146H230V144H229ZM232 146H234L233 144H232ZM25 147V146H24ZM23 147V148H24ZM62 147V146H61ZM137 147V145H135V148ZM216 147V146H215ZM214 147V148H215ZM218 147H220V146H218V144H217V150H218ZM226 147V146H225ZM225 147H223L224 148V151L226 150V148ZM235 147H239V146H237V145H235ZM174 148H176V147H174ZM178 148V147H177ZM211 148V147H210ZM213 148V149H214ZM215 148V149H216ZM231 148V147H230ZM111 149H113L112 147H111ZM237 149V148H236ZM243 149H244V147H243ZM242 149V150H243ZM245 149H247V147L245 148ZM110 150V149H109ZM114 150V149H113ZM135 150V149H134ZM138 150V149H137ZM229 150V149H228ZM241 150V149H240ZM112 151V150H111ZM127 151V150H126ZM183 151V150H182ZM185 151V150H184ZM183 151V152H184ZM211 151V150H210ZM213 151V150H212ZM227 151V150H226ZM235 151V150H234ZM16 152H18V151H16ZM116 152H117V150H116ZM115 151L113 152V155H114V153H116ZM125 152V151H124ZM131 152V151H130ZM138 152V151H137ZM219 152V151H218ZM240 152V151H239ZM12 153V152H11ZM129 153V152H128ZM132 153V154H131ZM130 154V156H136L135 155V151H133V152H131ZM185 153V152H184ZM212 153H214V154H212ZM220 153H223V151L221 152L220 151ZM226 153V152H225ZM88 154V153H87ZM121 154V153H120ZM183 154V153H182ZM218 154V153H217ZM216 154V155H217ZM13 155V154H12ZM84 155V154H83ZM116 155V154H115ZM178 155V154H177ZM121 156V155H120ZM129 156V155H128ZM175 156H176V154H175ZM219 156V155H218ZM222 156V155H221ZM224 156H226L225 154H224ZM223 156V157H224ZM233 156V155H232ZM243 157H244V155H242ZM241 156V157H242ZM257 155H255L254 157H256ZM261 156H263V155H261ZM133 157H130V159L131 158H133ZM242 157V160L240 159V154H239V156L238 157H231L230 159H226L225 158V160L224 161H222V162H220V164H219V162L217 161V163L215 164V165H213L212 167L210 166L209 167V169L207 170V172H206V174H205V176H204V182H205V178H209V180H210V183L213 181L214 182V184H222V185H224V184H227V183H229L230 181L232 182V180L233 179H235L236 177L238 178V177H240V174L242 175L244 172L245 173H248L247 171L249 170L248 169V167L250 168V166L249 165H251V164H249L248 163V160H246V158H245V160L247 161H245L246 163H244L243 161H244V158ZM246 157V156H245ZM78 158V157H77ZM119 158V157H118ZM121 158V157H120ZM178 158V157H177ZM217 158V157H216ZM215 158V159H216ZM228 158V157H227ZM260 157H258V159H259ZM262 158V157H261ZM260 158V162H261V160L263 161L264 159H261ZM15 159V158H14ZM64 159V158H63ZM83 159H84V157H83ZM126 159H128V158H126ZM221 159V158H220ZM220 159H218V160H220ZM223 159V158H222ZM221 159V160H222ZM254 159V158H253ZM253 159H252V163H253ZM255 160V159H254ZM86 161V163H87V165H88V174H89V188H88V191L89 192H91V195L90 196H88L87 197V199H84V198H79V207H80V211L78 210V212H75L74 210L70 213L71 214V216H72V221H75L76 222V215L79 213V214H82L83 215V217L84 216H86L87 218H88V221H90L91 219H92V223H94V221H93V219H94V217H97L100 213L99 212H101V211H99V209H98V206L96 205V199H97V197L99 196V191H100V182H99V176L97 175V174H95L94 173V171H92L91 172V169H90V166L89 165H91V164H93V162H92V160H91V157H89L88 155H87V160H85ZM124 161V160H123ZM212 161H215V160H212ZM211 161V162H212ZM250 161V160H249ZM255 161H257V158H256V160ZM84 162V161H83ZM240 162H242V163H240ZM10 163V162H9ZM257 163V162H256ZM259 163V162H258ZM257 163V164H258ZM254 164V163H253ZM256 164V165H257ZM261 164V163H260ZM262 166H259V167H262V168H258V167H256V168H258V169H256V170H253L254 172V175L252 176V180L250 179L249 181H252L251 183H252V185L253 186H255L256 185V183H255V181L256 182H260V180L259 181H257L256 179H257V175L258 174H260L259 172L261 171V169H263V166H264V163L262 162ZM13 165V164H12ZM22 165V164H21ZM219 165V166H218ZM259 165V164H258ZM257 165V166H258ZM7 167H10V164L7 166ZM12 167V166H11ZM179 167V170H180V166H178ZM196 167V168H197ZM201 167H203V166H201ZM254 167V166H253ZM182 168V167H181ZM195 168V169H196ZM69 169H71V167L69 168ZM184 169V170H185ZM194 169V170H195ZM260 169V170H259ZM4 170V169H3ZM8 170H9V168H8ZM193 170V171H194ZM252 170V169H251ZM250 170V171H251ZM10 171V170H9ZM69 171V170H68ZM175 171V170H174ZM198 171V170H197ZM205 171V170H204ZM4 173H5V170L3 171ZM3 172H1L2 174H3ZM78 172V171H77ZM176 172V171H175ZM177 172H179V171H177ZM184 172V171H183ZM195 172V171H194ZM262 172H264V170H262ZM191 173H193L192 171H191ZM1 174V175H2ZM34 174V173H33ZM36 174V173H35ZM195 174V173H194ZM193 174V175H194ZM200 174V173H199ZM264 174V173H263ZM249 175H250V173H249ZM262 175V174H261ZM260 175V176H261ZM34 176V175H33ZM62 176H64V175H62ZM66 176V175H65ZM78 176V175H77ZM189 176H191V175H189ZM197 176H199V175H197ZM243 176V175H242ZM246 176V175H245ZM193 177V176H192ZM74 178V177H73ZM201 178V177H200ZM250 178V177H249ZM248 178V179H249ZM260 178V177H259ZM39 179V178H38ZM67 179H69V178H67ZM88 179V178H87ZM194 179H195V177H194ZM197 179V178H196ZM195 179V180H196ZM264 179V178H263ZM13 180V179H12ZM101 180V179H100ZM202 180V179H201ZM14 181V180H13ZM206 181H208V180H206ZM261 181H263V180H261ZM16 182V181H15ZM23 182V181H22ZM198 183H200V182H202V181H197ZM196 182V183H197ZM161 183H163V182H161ZM195 183V184H196ZM197 183V184H198ZM207 183H209V182H207ZM206 183V184H207ZM263 183L264 182H262V185H263ZM26 184V183H25ZM164 184V183H163ZM201 184V183H200ZM205 184V185H206ZM243 184V183H242ZM241 184V185H242ZM261 184V183H260ZM260 184L258 185V186H260ZM143 185H145V184H143ZM152 186H153V184H151ZM204 185V186H205ZM208 185V184H207ZM243 185H245V183L243 184ZM10 187V186H12V183L11 182H9V181H6V182H2V181H0V188H2V187ZM155 186V185H154ZM198 186H200V185H198ZM203 186V187H204ZM210 186V185H209ZM211 186H213V184L211 185ZM215 186V185H214ZM253 186H252V188H253ZM143 187V186H142ZM156 187V186H155ZM194 187H196V185H194ZM243 187V186H242ZM264 187V186H263ZM148 188V187H147ZM161 188V187H160ZM250 188H251V186H250ZM251 188V189H252ZM255 188H256V186H255ZM254 188V189H255ZM67 189V188H66ZM144 189V188H143ZM165 189V188H164ZM193 189V188H192ZM262 189H264V188H262ZM42 190V189H41ZM165 190H167V189H165ZM198 190V189H197ZM196 190V191H197ZM200 190V189H199ZM250 190V189H249ZM248 190V191H249ZM258 190H261V189H258ZM192 191H194V189L192 190ZM247 191V194H249V192ZM255 191H257V190H255ZM41 192V191H40ZM67 192V191H66ZM101 192V191H100ZM104 192V191H103ZM251 192V191H250ZM262 192H264V191H262ZM262 192H258V193H262ZM83 193V190L81 189L80 191H79V194H82ZM162 193V192H161ZM164 193V192H163ZM257 193V194H258ZM47 194V193H46ZM77 194V193H76ZM107 194H109L108 192H106V194L105 195H107ZM110 195V194H109ZM108 195V196H109ZM246 195V194H245ZM264 195V194H263ZM76 196H78V195H76ZM80 196V195H79ZM236 197H237V195H235ZM242 196H243V194H242ZM256 196V195H255ZM257 196H259V195H257ZM163 197V196H162ZM240 197V196H239ZM69 198V197H68ZM112 198H114V197H112ZM256 198V197H255ZM255 198H254V204H256L255 203ZM262 198V197H261ZM261 198H259V199H261ZM264 198V197H263ZM0 199H2V198H0ZM78 199V198H77ZM141 200V199H140ZM245 200V199H244ZM251 200V199H250ZM2 201V200H1ZM48 201V200H47ZM68 201V200H67ZM143 201H145L144 199H143ZM249 201V200H248ZM247 201V202H248ZM262 201V200H261ZM260 201V202H261ZM246 202V201H245ZM257 202V201H256ZM3 203V202H2ZM98 203H100V202H98ZM115 203V202H114ZM249 203V202H248ZM258 203H259V201L257 202V204L256 205H258ZM6 204V203H5ZM152 204V203H151ZM155 204V203H154ZM253 204V205H254ZM261 204V203H260ZM46 205V204H45ZM70 205V204H69ZM112 205V204H111ZM156 205V204H155ZM68 206V205H67ZM113 207H114V214H117V213H119L120 212V210L119 209H117V204H113L112 205ZM260 206H262V204L260 205ZM5 207H7V206H5ZM10 207V206H9ZM172 207V206H171ZM244 207V206H243ZM246 207H249L247 204H246ZM251 207V206H250ZM254 207V206H253ZM258 207H259V205H258ZM263 207H264V205H263ZM54 208V207H53ZM67 208H69V207H67ZM101 208V207H100ZM173 208V207H172ZM51 209V208H50ZM72 209V208H71ZM70 209V210H71ZM74 209V208H73ZM78 209V208H77ZM149 210H150V207L148 208ZM247 211H248V209L247 208H245ZM250 209H254V208H250ZM41 210V209H40ZM101 210V209H100ZM255 210V209H254ZM253 210V211H254ZM258 210V208L256 207V211ZM31 211V210H30ZM47 211H49V210H47ZM250 211H252V210H250ZM249 211V212H250ZM252 211V212H253ZM259 211V210H258ZM257 211V212H258ZM29 212V211H28ZM40 212V211H39ZM147 212H152V210L151 211H147ZM159 212H160V210H159ZM248 212V213H249ZM262 212V211H261ZM260 212V213H261ZM32 213V212H31ZM41 213V212H40ZM39 213V214H40ZM168 213V212H167ZM246 213V212H245ZM48 214V213H47ZM169 214V213H168ZM259 214V213H258ZM261 214H263V213H261ZM32 215V214H31ZM102 214H100V216H101ZM156 215V214H155ZM154 215V216H155ZM164 215V214H163ZM167 215V214H166ZM246 215H248V214H246ZM251 215H253V214H251ZM40 216H41V214H40ZM71 216H70V218H71ZM99 216V217H100ZM225 216V215H224ZM250 216V215H249ZM32 217V216H31ZM79 217H81L80 215H79ZM226 217V216H225ZM259 217V216H258ZM98 218V217H97ZM228 218V217H227ZM252 218H254V217H252ZM261 218H262V216H261ZM221 219V220H220ZM248 218H246V220H247ZM23 220V219H22ZM82 220V219H81ZM97 220V219H96ZM153 220V219H152ZM219 220H220V222H219V224H218V226H220L221 224H223V223H225L226 225L229 223V222H232L233 220H229V219H222V217H220L219 218ZM251 220V219H250ZM259 220H261V219H259ZM29 221V220H28ZM71 221V220H70ZM245 221V220H244ZM243 221V222H244ZM248 221H249V219L247 220V222L246 223H248ZM30 222V221H29ZM243 222L241 223V224H243ZM27 223V222H26ZM74 223V222H73ZM233 223V222H232ZM245 223V224H246ZM224 224V225H225ZM22 225V224H21ZM168 225V224H167ZM166 225V226H167ZM223 225V226H224ZM232 225V224H231ZM235 225V224H234ZM248 225V224H247ZM252 228H250L251 230H253V233L251 232V234H258V233H260L259 234V236H258V242H256L255 244H251L252 245V247H251V253L250 254H252V255H254V257H256L257 258V260H256V263L257 264H264V261H262V260H264V243L262 242L263 241V237H264V219L262 220V221H257V219L256 220H251V223L249 224ZM217 226V227H218ZM229 226V225H228ZM227 226V227H228ZM28 227V226H27ZM77 227V226H76ZM24 228H25V226H24ZM167 228H169L168 226H167ZM171 228H173V227H171ZM225 228V227H224ZM236 228V227H235ZM239 228V227H238ZM23 229V228H22ZM25 229H27V228H25ZM28 229H30V228H28ZM166 229V228H165ZM218 229V228H217ZM243 229V228H242ZM246 229V228H245ZM1 230V229H0ZM169 230V229H168ZM251 230H249V231H251ZM163 232H164V230H162ZM179 231V230H178ZM2 232H3V230H2ZM5 232V231H4ZM25 232H27V231H25L24 230V233ZM31 232V231H30ZM175 232H176V229L175 230H173V232L171 233V234H175ZM7 233V232H6ZM17 233V232H16ZM18 233H19V231H18ZM20 233H22V231L20 230ZM24 233H23V235H24ZM166 233H168L169 234V232L167 231V232H165V234ZM221 233V232H220ZM262 233V234H261ZM8 234H9V236L7 237L8 238V240H10L11 242H13V241H15V239H16V235H14V234H11L10 235V233L8 232ZM178 234V233H177ZM180 234V233H179ZM1 235V234H0ZM22 235V234H21ZM22 235V236H23ZM27 235V234H26ZM167 235V234H166ZM221 235H222V233H221ZM250 235V234H249ZM2 236V235H1ZM25 236V235H24ZM168 236V235H167ZM166 236V237H167ZM174 236V235H173ZM175 236H178V235H176L175 234ZM223 236V235H222ZM253 236V235H252ZM6 237V236H5ZM170 237H171V235H170ZM180 237H182V236H180ZM255 237H256V235H255ZM18 238H19V234H18ZM79 238V237H78ZM173 238V237H172ZM182 238H184V237H182ZM182 238H177V240L179 241V239H182ZM224 238V237H223ZM225 238H226V235H225ZM224 238V239H225ZM228 238V237H227ZM251 238V237H250ZM249 238V239H250ZM263 238V239H262ZM56 239V238H55ZM174 239H176L175 237H174ZM223 239V240H224ZM230 239V238H229ZM229 239H226V241L227 240H229ZM171 240V239H170ZM173 240V239H172ZM231 240V239H230ZM229 240V241H230ZM22 241V240H21ZM174 241V240H173ZM182 241V240H181ZM187 241V240H186ZM185 241V242H186ZM191 241V240H190ZM211 240H209V242H210ZM251 241V240H250ZM253 241V240H252ZM256 241H257V239H256ZM75 242V241H74ZM176 242V241H175ZM225 242V241H224ZM222 243V241H221V243H220V250H223V248L225 247V245H227L226 243ZM248 242V241H247ZM262 242V243H261ZM177 243V242H176ZM181 243V242H180ZM188 243H190L189 242V240H188V242H187V244H183V245H185V248H183V250L181 249V251L180 250H176V251H174V250H172V248L171 249H169V251H167L170 255H169V257L168 256H166L167 254L166 253H163V254H161L162 253V251H161V256L160 257H158V259H157V262H159V264H194V263H192V262H190V261H192L191 260V256H194L195 254H196V257H197V255H198V252H200V251H198V250H196V251H193V253H190V252H188L187 254H184V252L187 250V251H190L191 250V246H189V244ZM210 243H212V242H210ZM244 243H245V241H244ZM244 243H241V244H239L240 246H242ZM253 243V242H252ZM259 243V244H258ZM261 243V244H260ZM20 244V243H19ZM179 244V243H178ZM218 244V243H217ZM246 244V243H245ZM7 245H9V244H7ZM14 245V244H13ZM30 245V244H29ZM174 245V244H173ZM210 245V244H209ZM234 245H236V244H234ZM11 246V245H10ZM45 246H47V245H45ZM72 246V245H71ZM176 246V245H175ZM178 246V245H177ZM180 246V245H179ZM211 246V245H210ZM213 246V245H212ZM211 246V247H212ZM183 247V246H182ZM208 247V246H207ZM238 247V246H237ZM44 248V247H43ZM22 249V248H21ZM174 249V248H173ZM195 249V248H194ZM213 250H215V249H213ZM219 250V251H220ZM5 251V250H4ZM14 251H15V249H14ZM46 251V250H45ZM176 252L175 254H173L172 252ZM186 251V252H187ZM209 251V250H208ZM208 251H205V252H208ZM216 251V250H215ZM218 251V250H217ZM239 251V250H238ZM68 252H71V257L69 258L68 256V258H66V259H68L67 261H65V260H62L61 261V263H59V264H74V263H77V256H78V253H77V249H76V246L73 244V246L72 247H70V249L68 250ZM192 252V251H191ZM211 252V251H210ZM213 252V251H212ZM221 252V251H220ZM215 253V252H214ZM225 253V252H224ZM227 253V252H226ZM231 253V252H230ZM202 254V253H201ZM219 254V253H218ZM229 254V253H228ZM245 254V253H244ZM243 254V255H244ZM2 255V254H1ZM211 255V254H210ZM225 256L227 255V254H224ZM20 256V255H19ZM209 256V255H208ZM214 256V255H213ZM212 256V257H213ZM216 256V255H215ZM248 256V255H247ZM39 257V256H38ZM82 257V256H81ZM211 257V256H210ZM226 257H228V256H226ZM254 257H252L253 259H254ZM41 258V257H40ZM173 258V259H172ZM217 258H218V256H217ZM238 258V257H237ZM1 259V258H0ZM45 259V258H44ZM156 259V258H155ZM196 259V258H195ZM210 260H211V258H209ZM222 259H224V261H225V257L223 256V254H222V256H221V253H220V255H219V260L215 263V264H217L219 261L220 262H222L223 260ZM248 259V258H247ZM2 260V259H1ZM32 260V259H31ZM79 260H81V258L79 259ZM83 260V259H82ZM81 260V261H82ZM153 260V259H152ZM206 260V257H205V253H204V257H203V255L202 256H198L197 257V261H199V264L202 262V264L204 263V261ZM214 260V259H213ZM222 260V261H221ZM239 260V259H238ZM243 260V259H242ZM33 261V260H32ZM47 261V260H46ZM60 261V260H59ZM89 261L91 262V260L89 259ZM197 261H196V264H197ZM208 261V260H207ZM206 261V262H207ZM212 261V260H211ZM42 262V261H41ZM40 262V263H41ZM80 262V261H79ZM83 262V261H82ZM237 262V261H236ZM239 262V261H238ZM252 262H253V260H252ZM5 263H7V262H5ZM57 263H58V261H57ZM89 263V262H88ZM228 263V262H227ZM255 263V262H254ZM78 264V263H77ZM83 264V263H82ZM84 264H85V262H84ZM87 264V263H86ZM90 264V263H89ZM145 264V263H144ZM147 264H152V263H149V262H147ZM154 264H156V262L154 263ZM205 264H207V263H205ZM223 264H225V263H223ZM252 264V263H251Z\"/></svg>",
	"mask_w": 264,
	"mask_h": 264
}]
</instances>
